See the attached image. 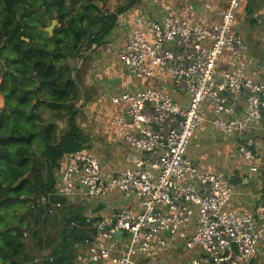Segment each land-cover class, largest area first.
<instances>
[{
  "label": "built area",
  "instance_id": "1",
  "mask_svg": "<svg viewBox=\"0 0 264 264\" xmlns=\"http://www.w3.org/2000/svg\"><path fill=\"white\" fill-rule=\"evenodd\" d=\"M181 1L180 13L136 15L117 47L128 74L156 81L110 97L120 107L110 125L126 146L124 166L109 162L104 171L94 153L79 149L55 182L53 193L63 196L95 199L118 191L127 200L108 214L84 217L89 233L74 243L83 248L75 256L81 264H252L264 248V205L255 213L229 209L233 175L201 167L188 155L203 123L225 136L239 134L264 111V81L249 74L252 58L234 29L243 0L214 11L205 1L198 19L191 0ZM223 57L228 66H220ZM237 146L253 160V140ZM39 202L47 204L45 197ZM60 206L57 201L46 210Z\"/></svg>",
  "mask_w": 264,
  "mask_h": 264
},
{
  "label": "trees",
  "instance_id": "2",
  "mask_svg": "<svg viewBox=\"0 0 264 264\" xmlns=\"http://www.w3.org/2000/svg\"><path fill=\"white\" fill-rule=\"evenodd\" d=\"M138 2L106 11L108 0H0V264L35 258L24 233L32 224L41 242L50 213L42 216L39 200L53 192L62 157L83 142L76 116L85 91L73 61L105 43L118 15Z\"/></svg>",
  "mask_w": 264,
  "mask_h": 264
},
{
  "label": "crops",
  "instance_id": "3",
  "mask_svg": "<svg viewBox=\"0 0 264 264\" xmlns=\"http://www.w3.org/2000/svg\"><path fill=\"white\" fill-rule=\"evenodd\" d=\"M205 1L211 4L212 11L217 8L224 7L228 2L227 0H191L192 18L198 19V17L201 16V4ZM142 2L149 6L148 10H144L139 7ZM183 5L184 3L181 0H139V2L134 6L118 15L116 25L107 36V41L102 44V47L100 46L98 48V50L100 48L101 50L97 53V57H100L101 60H105V63H109L110 60L114 63V59L118 63L119 61L117 60L116 56L117 47L124 43L128 34L131 20L136 15L142 14L144 17L157 18L165 15L168 12L180 13L183 9ZM208 18L209 21H213L215 19L214 13H209ZM263 24L264 0H243L242 5L236 15L234 29L239 31L243 36H246L247 42L245 41V43L247 44L250 56L252 57V63L248 65V72L254 79L260 81H264V50L261 47L264 44V38H256V32L258 31V26ZM249 46H251L252 50ZM106 53H111L112 58H106ZM220 63V66H228L227 58L223 57L222 62ZM104 67L106 69L108 68L106 66ZM108 76V81L110 79L117 78L123 79V77L118 76L116 73L111 75L109 74ZM132 79V86L129 87V90H135L147 85L156 84L155 79H134V77ZM136 83L143 85L137 86L135 85ZM125 89L126 86L124 85L123 90ZM115 92L117 91H114L113 93ZM3 103V96L0 93V109L3 106ZM119 109V106L113 105L112 103L109 104V106H106V104L102 102H97L93 104L92 107H90L87 111L84 110L85 112L82 120L78 118L79 113L77 114L76 123L80 129V137L83 139V142L78 144L75 150L67 152L62 157L60 162L61 167L54 172L55 182L61 170L67 163L70 155L79 149H87L94 153L102 161V167L104 171L109 169V162L110 164L124 166L122 157L126 146L121 140L117 138L113 128L110 125V119L112 116L117 114ZM202 126L203 124L201 127ZM199 130H202L205 132L204 134L208 136L212 133H216L212 127L210 130L206 129L207 131L201 128ZM248 131H250L252 134L250 139L253 140L252 150H254V155L255 151H257V153L260 152L264 154V111L260 120L249 130L244 131L245 133H242L246 136H249V133H247ZM236 134H238V132L228 134V136H233ZM193 144L194 142L191 141L189 146L191 152H194L195 150L193 148ZM188 155L190 156L189 150ZM190 157L197 165L201 167H207L205 163L201 165L192 156ZM262 165H264V162ZM250 166H255L257 168L256 173L258 174V164H254L253 162L243 164V166H235L234 168L238 167L239 169L234 173H230V175H233L235 180L232 195L228 203V208L236 212L251 211L255 213L257 212L259 205H264V178L261 179L260 176L249 171L248 168ZM234 168L232 170H234ZM44 197L46 198L47 204H40H43L45 208H47L49 204L55 203L57 201L61 203V206L55 209L53 213L48 215L49 219L46 226L40 225L42 228L41 231L43 233L40 243L37 242L35 237L33 238V234L31 233V229L33 227L32 224H29L28 229L25 231L24 238L27 250L35 257L28 264H43V261L40 259L41 256L45 257L44 261L46 260V264H81L77 261L75 256L77 252L83 251V248L74 247V243H80L89 233L88 227L82 225L81 218L85 217L86 215L94 216L108 214L127 203V200L124 199V197L118 191L109 192L104 197L95 199L86 198L79 193L63 196L52 192ZM46 213H48L47 210H43L42 216L47 215ZM70 222H75V225L73 226ZM72 227L75 228L73 232H71ZM46 234L48 235L46 236ZM64 234H66V237L69 239L68 243H59L58 239H55L53 242L50 241L51 238L56 236L62 237ZM69 241L71 242L70 244ZM63 244L67 245L68 248L63 249ZM252 264H264V248L259 249L256 257L253 259Z\"/></svg>",
  "mask_w": 264,
  "mask_h": 264
},
{
  "label": "rangeland",
  "instance_id": "4",
  "mask_svg": "<svg viewBox=\"0 0 264 264\" xmlns=\"http://www.w3.org/2000/svg\"><path fill=\"white\" fill-rule=\"evenodd\" d=\"M97 3L99 4V2ZM125 3L126 0H108V8H105V10H115L118 5H124ZM139 7L144 10L149 9V6L145 5L144 2H142ZM49 27H47V30L51 31L52 26L51 28ZM243 37L244 41H246V36L244 35ZM257 37L264 38V24L258 26V31L256 32V38ZM100 46L102 47V44ZM100 46L85 51L81 57L73 61V63L78 67L75 71L77 80L80 83L82 90L85 91V93L80 96V100L78 102L79 105L77 107L79 111L78 118L81 120L85 112L84 110L87 111L90 107H92L93 104L97 102H102L106 104V106H109V104H111L110 97L112 95L122 91L124 85L126 86L125 90H129V87L132 86L133 77L127 73L126 69L119 62L117 63L113 58L114 63L111 60L109 63H105V60H101L100 57H97V53L101 50V48L98 50ZM249 47L252 50L251 46ZM261 47L264 50V44ZM106 54V58H112L111 53ZM104 66L108 68L106 69ZM113 73L123 77V79L117 78L110 79L108 81V75ZM135 85L141 86L143 84L136 83ZM114 91L117 92L113 93ZM42 116L45 119L46 112H44ZM59 122H61V124L59 123L61 127L66 124L65 119ZM200 128L204 130H210L211 126L208 122L203 123V126H199L198 130L195 131L194 136L191 138V141L194 142L193 148L195 150L194 152H191L189 148V154L197 162H199V164L203 165L205 163V165L208 167L223 174H230L239 169L238 167L234 168L235 166H243V164L253 162L254 164H258L259 169L258 174H255L260 176L261 179L264 178V165H262L264 162V154L260 152L257 153V151H255L254 159L250 161L245 159L243 153L238 150V144H244L247 140L246 138H251L252 134L250 131L247 132L249 133L250 137L243 134L245 132L233 136H225L217 132L208 136L204 134L205 132L199 130ZM233 168L234 170H232ZM182 255L187 256L188 254L183 252ZM154 263L162 264L160 261H152L150 264ZM165 264H173V262L165 260Z\"/></svg>",
  "mask_w": 264,
  "mask_h": 264
},
{
  "label": "water",
  "instance_id": "5",
  "mask_svg": "<svg viewBox=\"0 0 264 264\" xmlns=\"http://www.w3.org/2000/svg\"><path fill=\"white\" fill-rule=\"evenodd\" d=\"M54 23H55V21H54ZM49 28H51V26H50ZM49 28H48V29H49ZM24 39L27 40L26 38H24ZM58 123L61 124V122H58ZM234 180H235V178H230V183H231L232 185H234Z\"/></svg>",
  "mask_w": 264,
  "mask_h": 264
}]
</instances>
